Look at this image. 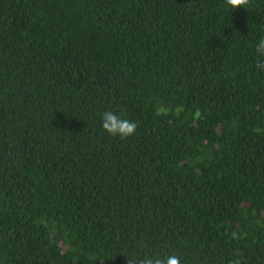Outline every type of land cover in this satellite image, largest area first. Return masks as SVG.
I'll list each match as a JSON object with an SVG mask.
<instances>
[{"label":"trees","instance_id":"obj_1","mask_svg":"<svg viewBox=\"0 0 264 264\" xmlns=\"http://www.w3.org/2000/svg\"><path fill=\"white\" fill-rule=\"evenodd\" d=\"M261 37L264 0H0V264H264Z\"/></svg>","mask_w":264,"mask_h":264},{"label":"clouds","instance_id":"obj_2","mask_svg":"<svg viewBox=\"0 0 264 264\" xmlns=\"http://www.w3.org/2000/svg\"><path fill=\"white\" fill-rule=\"evenodd\" d=\"M225 6L235 10L237 8H244L249 4L250 0H224ZM255 52L257 54L256 67L264 70V37H261L255 46ZM102 128L112 136H119L121 139H126L132 136L137 129V124L127 119L122 118L119 115L111 111H105L102 114ZM239 257V253L235 254ZM128 258L127 264H180V258L175 255H169L165 257H144V258ZM230 264H242L241 259L234 258Z\"/></svg>","mask_w":264,"mask_h":264}]
</instances>
